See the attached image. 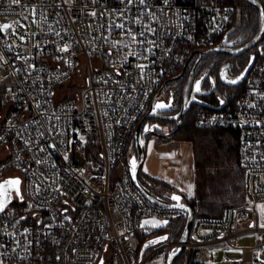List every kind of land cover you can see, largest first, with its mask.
<instances>
[{"label":"built area","instance_id":"1","mask_svg":"<svg viewBox=\"0 0 264 264\" xmlns=\"http://www.w3.org/2000/svg\"><path fill=\"white\" fill-rule=\"evenodd\" d=\"M237 13L229 0H0V181L22 178L0 212V264L168 257L180 244L169 224L187 212L136 184V128L200 47L229 41ZM254 56L240 91L197 103L198 126L240 131L245 198L222 217L196 216L186 245L210 261L224 250L226 264L264 254V38ZM149 217L161 222L146 227ZM165 233L141 256L137 234ZM246 234L255 243L237 242Z\"/></svg>","mask_w":264,"mask_h":264},{"label":"trees","instance_id":"2","mask_svg":"<svg viewBox=\"0 0 264 264\" xmlns=\"http://www.w3.org/2000/svg\"><path fill=\"white\" fill-rule=\"evenodd\" d=\"M238 9V22L232 36L242 41L252 40L260 30L261 15L259 10L247 0H229ZM264 3V0H261ZM200 47L198 51L207 49ZM253 48V47H252ZM251 53L246 56L244 69L249 64ZM168 84L177 87L175 79H169ZM244 81L239 86L231 88L240 91ZM184 82L179 86L182 90ZM182 100V95L180 96ZM198 106V105H197ZM197 106L193 104L189 111L181 117V124H173L169 136L174 139L191 140L194 144L196 191L191 198L184 199L193 206L195 215L222 217L229 207L241 205L245 198V172L240 164V131L223 127H201L197 125ZM180 107V105H179ZM134 151L137 152L134 145ZM144 183L153 187H168L172 192H181L169 183L151 178L143 171L140 173ZM147 184V183H146ZM154 190V188L152 189ZM187 215L173 220L169 228L173 229L171 238L180 240L185 230ZM145 243V242H144ZM175 264H206L199 259V249L185 250L175 261Z\"/></svg>","mask_w":264,"mask_h":264},{"label":"flooded vegetation","instance_id":"3","mask_svg":"<svg viewBox=\"0 0 264 264\" xmlns=\"http://www.w3.org/2000/svg\"><path fill=\"white\" fill-rule=\"evenodd\" d=\"M247 42L248 41H242L241 38L233 37L231 33L229 41L219 46L236 48ZM262 42L263 39L254 45L253 48L251 47L247 51L240 54L218 51L203 57L198 63L191 81L190 98L193 97L195 90L197 91L195 97L210 102H215L228 95L231 88L239 86L242 82L240 81L237 84L234 83L239 79V76L244 70L246 56L250 53L251 56L254 55L258 48H260V44ZM205 50L207 49H204L203 51ZM199 57L200 55L194 54L182 72L176 76L175 80L178 83L177 87H174L171 83L168 84L167 82L163 90L161 92L158 90V92L153 96L149 110L152 105L154 108L157 107V109L152 110V112L155 113V116L148 117L145 120L144 125L146 123L149 124V126L154 125L156 133L149 134L148 139L152 135L171 133V130L174 129L173 124L168 125L167 122L171 121L172 123H178V119L171 118V116L177 114L182 108L184 89ZM183 82L184 86L181 90L179 86ZM181 95L182 100L180 99ZM146 183L152 189L154 188L156 193H161L158 187H155V185L152 187L149 182Z\"/></svg>","mask_w":264,"mask_h":264},{"label":"water","instance_id":"4","mask_svg":"<svg viewBox=\"0 0 264 264\" xmlns=\"http://www.w3.org/2000/svg\"><path fill=\"white\" fill-rule=\"evenodd\" d=\"M247 1H249L251 4H253L260 12L261 24H260L259 33L252 40L248 41L247 43H245L239 47L232 48V47H228V46L216 45V46H212V47L208 48L207 50L203 51L200 54V57H199L198 61L196 62L194 69L191 73L190 79L185 86L182 108L177 114L171 116V118L178 119V126L181 124V117L189 111V109L191 108L193 103L208 104L205 100H202L198 97H195V94L197 92L196 90L194 91L193 97L190 98L191 81H192L193 75L196 71V67H197L198 63L201 61V59L203 57L211 54V53L218 52V51H227V52H231L233 54H240V53L247 51L248 49H250L251 47L256 45L260 40H262L264 38V6H263V2L261 0H247ZM254 60H255V56L252 55L249 64L242 71L241 75L239 76V79L236 82H234L235 84L239 83L240 81H242L245 78L246 74L248 73L249 69L251 68V66L254 63ZM163 88H164V85L160 88V92L163 90ZM153 109H157V107L154 108L152 105L150 110L146 113V115L143 117V119L137 125L136 135H135L136 136L135 141H136L137 152L134 153L132 158H131V170H132L133 177H134L136 184L138 185V187L142 190V192L146 195V197L151 202H153L154 204L161 206L163 208H179V209H182V210L187 212V216H188L187 222H186V226H185V230L183 232V235L180 239V244L175 246L170 251V253L167 257V264H175V261L178 258V256H180L187 248L186 245H187V242L190 240L191 232H192V228H193V224H194V220H195L196 215H195L193 206L191 204H189L184 199V196L182 193L174 192L170 196H166V195H163L161 193H156L154 190H152V188L148 184L144 183V181L140 177L141 169L144 165L146 155H147L148 135L151 133H156V131L154 129V125L149 126V124H147V123L144 125V122L148 117L155 116V113L152 112ZM169 135H170V133L166 134V136H169ZM174 197H178V199H175ZM0 199L3 201L5 198L3 196H0ZM168 237H169V234L165 233V234L157 235V236L147 240L141 249V256L144 255V253L146 252V250L149 247H151V246H153V245H155L161 241L166 240Z\"/></svg>","mask_w":264,"mask_h":264},{"label":"crops","instance_id":"5","mask_svg":"<svg viewBox=\"0 0 264 264\" xmlns=\"http://www.w3.org/2000/svg\"><path fill=\"white\" fill-rule=\"evenodd\" d=\"M161 140L162 147L156 145V138L148 139L147 155L143 165V171L151 178H156L169 183V186L180 190L183 196L191 198L196 191V170L194 147L191 140H177L163 135H155ZM171 140L180 141L182 154L178 150L165 146ZM161 194L170 196L172 191L168 187L158 186ZM264 200L260 202L261 206ZM260 214V212H259ZM260 220L264 223V217L260 214ZM205 250V249H203Z\"/></svg>","mask_w":264,"mask_h":264},{"label":"rangeland","instance_id":"6","mask_svg":"<svg viewBox=\"0 0 264 264\" xmlns=\"http://www.w3.org/2000/svg\"><path fill=\"white\" fill-rule=\"evenodd\" d=\"M197 106V104H196ZM152 138H156V140H158L156 142V145H158V147H162V143L161 140L157 139V137H155V135H152ZM150 139V138H149ZM180 140V139H177ZM181 140H185V139H181ZM193 143V141H192ZM181 142L180 141H176V140H171L169 142V145L166 144L165 146H168L169 148H173L175 150H178L180 154H182V150H181ZM147 147H148V143H147ZM194 147V144H193ZM18 179L19 180V184H14L11 183V181H14ZM21 182H22V178L19 175H14V176H7L2 178V180L0 181V196H3L5 199L2 201L0 199V204L3 205V209L11 202L13 201L14 197H15V192H17L18 195L22 196V188H21ZM7 188V189H6ZM2 210H0L1 212ZM259 212L261 214V216L264 217V203L259 206ZM154 222H161V220H159L158 218L155 217H149L147 219H145L144 224L146 227H149L151 224H153ZM135 239L137 241V243L139 244V246L142 248L144 242H146L147 236L146 238L142 237L141 234H137L135 236ZM255 239H256V235L255 234H246V235H241L238 239L237 242L239 244L242 245H247V244H253L255 243ZM226 256V252L224 250H222L220 255L215 256V258H213L211 261L209 260V256L206 253V250L204 251L203 249H199V259L205 261L206 264H226L224 261V257ZM166 256H161V255H155L153 258L149 259L147 261L146 264H166ZM260 262L261 264H264V254H261L259 256Z\"/></svg>","mask_w":264,"mask_h":264},{"label":"snow or ice","instance_id":"7","mask_svg":"<svg viewBox=\"0 0 264 264\" xmlns=\"http://www.w3.org/2000/svg\"><path fill=\"white\" fill-rule=\"evenodd\" d=\"M129 2H131V0H129ZM66 50V49H65ZM11 183H14V184H19V180L18 179H16V180H14V181H11ZM175 199H178V197H174ZM0 210H3V205L2 204H0Z\"/></svg>","mask_w":264,"mask_h":264}]
</instances>
